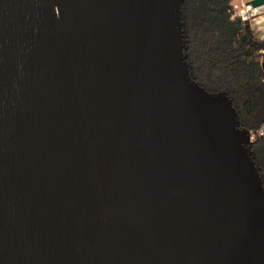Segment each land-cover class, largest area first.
Listing matches in <instances>:
<instances>
[{"label":"water","instance_id":"95a60500","mask_svg":"<svg viewBox=\"0 0 264 264\" xmlns=\"http://www.w3.org/2000/svg\"><path fill=\"white\" fill-rule=\"evenodd\" d=\"M182 2L0 0V264H264L250 131L192 78Z\"/></svg>","mask_w":264,"mask_h":264},{"label":"trees","instance_id":"16d2710c","mask_svg":"<svg viewBox=\"0 0 264 264\" xmlns=\"http://www.w3.org/2000/svg\"><path fill=\"white\" fill-rule=\"evenodd\" d=\"M186 60L191 76L208 91H223L235 107L239 126L255 133L264 126V37L233 16L230 0H183ZM250 148L264 181V138Z\"/></svg>","mask_w":264,"mask_h":264},{"label":"built area","instance_id":"2783aa9c","mask_svg":"<svg viewBox=\"0 0 264 264\" xmlns=\"http://www.w3.org/2000/svg\"><path fill=\"white\" fill-rule=\"evenodd\" d=\"M264 13V3L258 6H252L251 4L245 3L239 9H235L233 16H239L242 21L250 22L255 17ZM255 135H260L264 138V126H260L259 129L253 133L250 131V139L252 140Z\"/></svg>","mask_w":264,"mask_h":264},{"label":"crops","instance_id":"0c3cea01","mask_svg":"<svg viewBox=\"0 0 264 264\" xmlns=\"http://www.w3.org/2000/svg\"><path fill=\"white\" fill-rule=\"evenodd\" d=\"M247 0H239V3L237 6H233L234 10L235 9H239L243 6V4L246 3ZM251 26H253L254 28L260 30L262 37H264V13L260 14L259 16L255 17L254 19H252L250 21Z\"/></svg>","mask_w":264,"mask_h":264},{"label":"rangeland","instance_id":"374dc122","mask_svg":"<svg viewBox=\"0 0 264 264\" xmlns=\"http://www.w3.org/2000/svg\"><path fill=\"white\" fill-rule=\"evenodd\" d=\"M230 3L234 6H237L239 3V0H230Z\"/></svg>","mask_w":264,"mask_h":264}]
</instances>
